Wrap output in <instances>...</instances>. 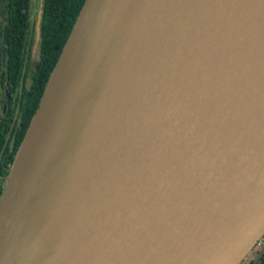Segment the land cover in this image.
<instances>
[{"label":"water","instance_id":"1","mask_svg":"<svg viewBox=\"0 0 264 264\" xmlns=\"http://www.w3.org/2000/svg\"><path fill=\"white\" fill-rule=\"evenodd\" d=\"M263 238L264 0H86L4 178L0 264H239Z\"/></svg>","mask_w":264,"mask_h":264},{"label":"trees","instance_id":"2","mask_svg":"<svg viewBox=\"0 0 264 264\" xmlns=\"http://www.w3.org/2000/svg\"><path fill=\"white\" fill-rule=\"evenodd\" d=\"M86 0H43L37 13L39 40L33 56L36 21L28 22L30 0H0V178L9 174L63 46ZM6 109L3 113V106ZM3 185L0 187V197ZM261 244V243H260ZM258 246V245H257ZM250 252L239 264H246ZM247 264H254L250 261ZM256 264H264V256Z\"/></svg>","mask_w":264,"mask_h":264},{"label":"rangeland","instance_id":"3","mask_svg":"<svg viewBox=\"0 0 264 264\" xmlns=\"http://www.w3.org/2000/svg\"><path fill=\"white\" fill-rule=\"evenodd\" d=\"M43 0H30V5H29V14H28V22L29 25L32 26L35 21H36V16L37 13L39 12V7H41V3ZM4 4L3 2H0V26L2 25L3 21H4ZM38 20V19H37ZM37 24V21H36ZM33 56H36L33 55ZM1 57V54H0ZM1 60V58H0ZM2 98V96L0 95V99ZM0 108H1V104H0ZM4 185V180L2 178H0V187ZM251 255L249 260L246 261V264L249 263L250 261H252V263H254L255 261L258 260V258L264 254V238L261 241V244L254 247L251 251Z\"/></svg>","mask_w":264,"mask_h":264}]
</instances>
